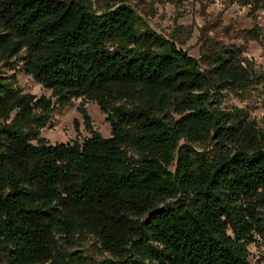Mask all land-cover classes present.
I'll list each match as a JSON object with an SVG mask.
<instances>
[{
  "label": "trees",
  "instance_id": "trees-1",
  "mask_svg": "<svg viewBox=\"0 0 264 264\" xmlns=\"http://www.w3.org/2000/svg\"><path fill=\"white\" fill-rule=\"evenodd\" d=\"M123 0H0V264H251L264 246V129L223 91L264 95L232 52L201 61ZM14 60V61H12ZM20 64V65H19ZM240 95V96H241ZM95 102L110 136L51 144L56 109Z\"/></svg>",
  "mask_w": 264,
  "mask_h": 264
},
{
  "label": "rangeland",
  "instance_id": "rangeland-1",
  "mask_svg": "<svg viewBox=\"0 0 264 264\" xmlns=\"http://www.w3.org/2000/svg\"><path fill=\"white\" fill-rule=\"evenodd\" d=\"M95 11L104 10V0H92ZM136 15L155 32L174 40L177 47L201 61L212 52H232L237 61L252 73H264V0H123ZM14 61V60H12ZM20 65V64H19ZM9 66L0 65V74H16L24 93L37 98L50 97V91L36 84L31 77ZM222 108H246L251 118L264 129V95L250 90L244 95L223 91ZM241 95V96H240ZM83 107L94 131L110 136V127L95 102L72 100L64 109H56L41 136L49 143L82 141L90 134L85 130L79 108ZM85 257V264H108L114 261L99 249L92 238L76 248ZM251 264H264V246H250Z\"/></svg>",
  "mask_w": 264,
  "mask_h": 264
}]
</instances>
